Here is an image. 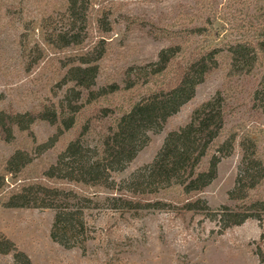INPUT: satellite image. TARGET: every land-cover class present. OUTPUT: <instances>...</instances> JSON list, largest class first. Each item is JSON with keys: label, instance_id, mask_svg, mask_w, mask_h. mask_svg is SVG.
Segmentation results:
<instances>
[{"label": "rangeland", "instance_id": "1", "mask_svg": "<svg viewBox=\"0 0 264 264\" xmlns=\"http://www.w3.org/2000/svg\"><path fill=\"white\" fill-rule=\"evenodd\" d=\"M97 1L91 9L93 20L86 41L54 52L44 42L55 31V25L65 24L62 14L66 0H0V110L37 111L44 104L60 103L73 87L71 83L62 84L65 72L76 61L77 54L93 49L100 39L104 40L107 53L99 61L96 85L91 90L98 91L113 83L122 88L109 94L106 100L90 104L82 101L90 92L84 89L82 99L75 100L85 106L77 127L61 134L43 153L39 145L57 133V126L48 121L35 122L32 125L35 137L31 138L18 127L14 128L15 138L10 142L0 132V171L4 172L6 161L17 149L28 152L33 160L18 179L76 189L80 196L72 203L83 208L85 223L75 233L59 231L55 240L52 232L56 209L9 208L0 204V232L24 251L33 264H264V211L252 209L255 217L240 225L225 227L226 207L244 209L243 202L231 195L242 167L239 138L235 150L219 163L217 177L203 191L191 196L192 201L201 199L207 205L201 211L181 208L187 197L179 188L146 196L166 197L172 203L166 209L137 210L126 209L120 199L113 200V197L138 198L126 190L73 185L63 178L45 176L46 168L57 163L60 153L69 141L79 137L88 119L90 124L81 135L83 143L90 147L86 154L94 155L95 149L101 151L113 119L105 116L102 109H112L114 113L121 105L129 109L130 101L148 91L145 84L132 90L123 89L131 67L136 71L157 61L164 48L185 42L183 57L176 59L170 71L167 87L174 86L178 68L195 56L199 43L204 40L209 46L221 43L222 55L228 57L226 43L240 37L237 31L244 33L245 29L237 30L238 25L255 13L254 0ZM103 14L108 17L109 30H103L97 21ZM211 21L213 25L209 24ZM26 24L31 25L30 30L25 29ZM196 26L207 27L211 34L208 37L189 34ZM175 31L184 32V37L177 39ZM223 60L197 87L193 99L162 127L147 132L134 160L123 170L112 173L117 187H122L138 168L151 163L168 133L186 125L193 110L218 92L225 97L224 134L233 129L240 134L249 131L257 140L264 161V96L257 98L256 95L264 77V63L253 74L230 77L227 58ZM159 86L152 85L154 89ZM6 182L7 188L0 191L2 201L8 200L19 184L10 175ZM90 193L92 201L80 200ZM248 199V207L251 201H264V182L250 191ZM0 264L16 262L12 254H0Z\"/></svg>", "mask_w": 264, "mask_h": 264}, {"label": "trees", "instance_id": "2", "mask_svg": "<svg viewBox=\"0 0 264 264\" xmlns=\"http://www.w3.org/2000/svg\"><path fill=\"white\" fill-rule=\"evenodd\" d=\"M97 2L66 0L65 12L62 14L65 24L55 25V31L46 36L44 45L56 52L84 43L93 20L94 11L91 13V9ZM254 7L255 13L244 18L238 25L240 27L237 30L245 29L244 33L236 30L240 37L226 43L228 57L222 55L224 49L221 43L209 46L204 40L197 46L195 56L178 68L174 86L167 87L171 78L170 71L176 65V59L183 57L185 42H175L164 48L157 61L136 68V71L131 67L123 89L132 90L145 84L148 91L130 101L129 109L124 105L116 107V113L112 109H102L105 116L113 119L105 134L101 151L95 149L94 155L86 154L90 147L83 143L81 135L90 124L88 119L79 137L69 141L65 150L60 153L57 163L46 168L45 176L63 178L73 185L101 186L112 191L126 190L128 194L138 198L129 200L113 197V200L120 199L126 209L137 210L166 209L172 204L166 197L153 199L146 196L179 188L181 194L187 197L181 208L185 211H201L207 209V205L201 199L192 201L191 196L203 191L217 177L219 163L235 150V143L239 138V146L243 150L242 167L231 195L243 202L244 209L226 207L225 227L240 225L255 217L252 209L264 211L263 200L251 201V207L247 206L250 191L264 182V161L259 153L257 140L248 134L249 131L240 134V131L233 129L227 135L224 134L225 97L221 92L198 105L186 125L169 132L154 160L134 171L122 187H117L118 183L112 175L134 160L148 131L162 127L184 104L193 99L197 87L214 69L220 67L223 57L227 58L230 77L253 74L264 63V0H254ZM107 18L103 14L102 18L97 19L103 30H109ZM209 24L213 25L212 21ZM25 29L30 30L31 25L26 24ZM174 34L177 39L185 35L182 31H175ZM189 34L208 37L211 33L207 27L196 26ZM106 53L105 42L100 39L93 49L82 50L76 55V61L70 65L61 81L64 85L71 83L73 87L57 105L44 104L37 111L0 110V132L4 138L12 141L15 138V127L23 133H29L30 138L35 137L32 125L38 120L48 121L57 126V133L48 142L39 145L38 149L43 153L55 144L61 134L77 127L85 106L79 101L75 103V100L82 99L84 89L90 90L87 97L82 99L87 104L106 100L109 94L121 91L122 88L117 83L98 91L91 90L96 85L99 61ZM153 84L160 86L154 89ZM260 86L256 90L257 98L264 96V77ZM73 94L77 97L73 98ZM30 156L28 152L17 149L6 161L4 172L0 171V191L7 188L8 175L14 181H19V184L8 200L0 199V204L9 208L56 209L52 232L55 240L59 231L67 234L84 228V210L72 203V200L80 196L76 189L49 187L43 183H28L24 178L18 179L32 162ZM80 200L92 201L91 193ZM0 254H12L16 264H33L30 257L2 232Z\"/></svg>", "mask_w": 264, "mask_h": 264}]
</instances>
